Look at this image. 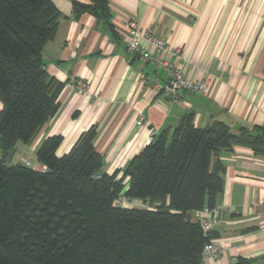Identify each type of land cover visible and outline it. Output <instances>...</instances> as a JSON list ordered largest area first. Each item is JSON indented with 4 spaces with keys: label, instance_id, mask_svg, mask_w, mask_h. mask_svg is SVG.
<instances>
[{
    "label": "trees",
    "instance_id": "16d2710c",
    "mask_svg": "<svg viewBox=\"0 0 264 264\" xmlns=\"http://www.w3.org/2000/svg\"><path fill=\"white\" fill-rule=\"evenodd\" d=\"M72 9L109 18L107 0H72ZM57 17L53 0H0V264H204L203 247L214 239L196 211L217 206L218 156L235 146L264 155V127L233 131L218 118L199 127L187 113L109 173L90 126L62 154V136H47L34 153L41 169L7 163L59 106L63 84L42 54ZM120 196L127 200L116 204Z\"/></svg>",
    "mask_w": 264,
    "mask_h": 264
},
{
    "label": "crops",
    "instance_id": "0c3cea01",
    "mask_svg": "<svg viewBox=\"0 0 264 264\" xmlns=\"http://www.w3.org/2000/svg\"><path fill=\"white\" fill-rule=\"evenodd\" d=\"M53 3L56 30L42 54L47 73L63 86L56 112L31 144L23 143L33 153L53 134L62 136L57 153H65L94 126L95 148L111 173L150 141L152 129H172L187 113L199 127L216 118L233 131L239 125L264 127V0H107L108 19L74 13L72 0ZM129 19L181 47L180 56L158 53L184 75L205 80L206 92L181 91L173 101L143 82H165L167 69L127 50ZM218 159L224 166L217 197L222 208L211 233L222 249L209 264H232L237 257L264 264V155L235 146Z\"/></svg>",
    "mask_w": 264,
    "mask_h": 264
},
{
    "label": "built area",
    "instance_id": "2783aa9c",
    "mask_svg": "<svg viewBox=\"0 0 264 264\" xmlns=\"http://www.w3.org/2000/svg\"><path fill=\"white\" fill-rule=\"evenodd\" d=\"M124 28L128 34V40L126 41V48L130 52L140 55L143 59L154 63L158 67H163L167 69V79L163 83H159L156 78L153 80L142 79L143 82H146L152 87L153 90L162 92L164 95L171 98L173 101L178 100V95L181 91H189L193 93H204L207 90V82L201 79H195L189 76L184 75L182 70L174 65L173 63L164 60L160 57V51L169 53L171 55L180 56L182 49L179 46H173L169 44L164 39L156 36L152 32L142 30L138 22L135 19H129L125 21ZM154 47L156 49V54H152L148 47ZM76 86L81 90L86 89V84L81 80H76ZM143 117H138V122H142ZM157 130L152 129L150 131V139L156 134ZM20 161L30 166L31 161L20 158ZM124 196H120L115 203L121 204L126 202ZM221 206H215L213 209H208L204 207L201 210L196 211V217L201 225V228L205 235L210 231L212 222L216 220L218 214L221 211ZM227 211H231L230 208H226ZM208 215V216H207ZM222 249V245L216 240L208 241L202 250V258L204 264H209L211 258H217Z\"/></svg>",
    "mask_w": 264,
    "mask_h": 264
},
{
    "label": "rangeland",
    "instance_id": "374dc122",
    "mask_svg": "<svg viewBox=\"0 0 264 264\" xmlns=\"http://www.w3.org/2000/svg\"><path fill=\"white\" fill-rule=\"evenodd\" d=\"M30 148V146H29ZM31 160L32 167L38 168L39 164L36 162L35 154L28 149V146L24 145L21 142H17L16 146L14 147L13 151L7 157V163H16L21 158ZM132 204V202H130ZM129 205V203L127 204ZM195 216V215H194Z\"/></svg>",
    "mask_w": 264,
    "mask_h": 264
}]
</instances>
